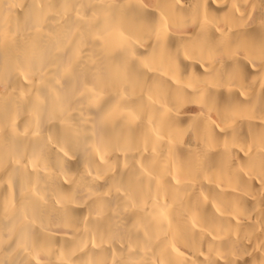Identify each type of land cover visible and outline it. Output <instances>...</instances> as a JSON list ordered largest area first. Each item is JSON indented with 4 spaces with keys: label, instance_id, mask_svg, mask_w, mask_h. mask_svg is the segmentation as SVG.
I'll use <instances>...</instances> for the list:
<instances>
[{
    "label": "bare ground",
    "instance_id": "1",
    "mask_svg": "<svg viewBox=\"0 0 264 264\" xmlns=\"http://www.w3.org/2000/svg\"><path fill=\"white\" fill-rule=\"evenodd\" d=\"M0 264H264V0H0Z\"/></svg>",
    "mask_w": 264,
    "mask_h": 264
}]
</instances>
